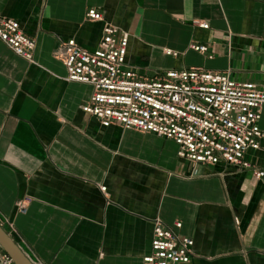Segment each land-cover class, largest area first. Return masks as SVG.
Returning <instances> with one entry per match:
<instances>
[{
	"label": "crops",
	"instance_id": "1",
	"mask_svg": "<svg viewBox=\"0 0 264 264\" xmlns=\"http://www.w3.org/2000/svg\"><path fill=\"white\" fill-rule=\"evenodd\" d=\"M0 17L35 41L32 63L0 42V226L30 262L141 264L159 221L181 223L188 264H264L260 182L223 164L194 170L154 135L102 128L81 111L91 86L68 82L55 58L69 39L94 50L109 24L128 34L125 62L143 78L198 68L264 90V0H0ZM259 125L262 149L247 158L263 168L264 106Z\"/></svg>",
	"mask_w": 264,
	"mask_h": 264
},
{
	"label": "built area",
	"instance_id": "2",
	"mask_svg": "<svg viewBox=\"0 0 264 264\" xmlns=\"http://www.w3.org/2000/svg\"><path fill=\"white\" fill-rule=\"evenodd\" d=\"M85 16L88 21L103 22L102 14L94 9ZM199 27L208 28L206 24ZM128 39L127 33L105 24L103 36L92 51L73 39L59 42L55 58L62 62L67 81L92 88L81 111L102 128L116 126L173 142L178 157L194 170L232 166L250 173L264 186V167L247 158L248 153L262 149L259 123L264 90L253 83L235 81L228 73L198 68L143 78L125 62ZM0 42L16 56L33 62L35 41L22 32L17 21L0 17ZM189 50L207 53V47L197 43L190 44ZM27 208V200L17 205L21 214H26ZM181 226L175 222L166 227L156 221L151 252L141 264H188L193 241L180 235ZM0 264H13L3 251Z\"/></svg>",
	"mask_w": 264,
	"mask_h": 264
},
{
	"label": "water",
	"instance_id": "3",
	"mask_svg": "<svg viewBox=\"0 0 264 264\" xmlns=\"http://www.w3.org/2000/svg\"><path fill=\"white\" fill-rule=\"evenodd\" d=\"M0 248L13 264H33L0 226Z\"/></svg>",
	"mask_w": 264,
	"mask_h": 264
}]
</instances>
